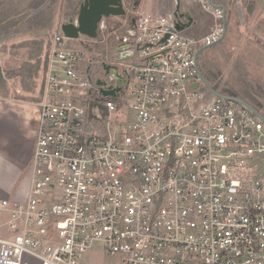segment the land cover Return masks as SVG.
<instances>
[{
  "label": "built area",
  "instance_id": "1",
  "mask_svg": "<svg viewBox=\"0 0 264 264\" xmlns=\"http://www.w3.org/2000/svg\"><path fill=\"white\" fill-rule=\"evenodd\" d=\"M196 1L201 37L175 30V10L139 16L133 35L127 21L101 26L117 43L104 77L52 34L30 189L0 199V264H264V122L199 86L196 53L219 41L226 12ZM124 46L133 55L119 60Z\"/></svg>",
  "mask_w": 264,
  "mask_h": 264
},
{
  "label": "rangeland",
  "instance_id": "2",
  "mask_svg": "<svg viewBox=\"0 0 264 264\" xmlns=\"http://www.w3.org/2000/svg\"><path fill=\"white\" fill-rule=\"evenodd\" d=\"M8 1L0 0V42L7 44V47L22 40L41 37L46 33H50L52 36L53 33L59 32L55 25L59 20L58 18L55 21L53 20V25L46 29H41L38 22L42 18L48 21L50 17L61 13L58 11V9L62 10L59 5L61 0H54L51 9L46 14L44 13L42 18H38V13L33 14L32 11L41 7L44 0H21V3L15 8H9ZM232 1L221 0L222 5H218L229 9V4ZM233 2L236 3V13L230 15V24L224 36L225 42L221 48L222 50L216 46L202 50L197 57L198 67L205 76V80L215 91L224 97L243 100L264 117V0H259L256 3L255 12L248 19L245 18L244 24L240 23L237 14V0ZM76 3L78 4V1L74 2V5H77ZM179 3L185 11L192 8L199 9L200 13L208 19L196 0H179ZM175 5V0H154L153 3H146L144 0L140 11L134 16L137 19L141 15L167 14L172 8H175ZM12 11L13 13H11ZM107 21L109 25L113 23V26L118 18L110 16ZM123 22L126 21L123 20ZM196 31V37H201L207 33L208 27L202 28L200 26ZM16 32L22 33L15 36ZM116 35L121 36L122 30L119 29ZM99 37L103 61L105 60L109 64L113 63V51L117 47L115 37L113 35H111V38L108 37V31H100ZM86 42L87 37L79 35V38L72 41L71 45L82 48V44L87 45ZM0 58L3 61L1 53ZM104 75L102 74L99 77H104ZM13 83V80H9L10 86ZM199 86L204 90L206 89L202 83ZM99 252L105 257L103 250H99ZM103 260L110 263L118 261V259L107 258H103ZM35 262L37 261L32 258L27 260L28 264H34Z\"/></svg>",
  "mask_w": 264,
  "mask_h": 264
},
{
  "label": "crops",
  "instance_id": "3",
  "mask_svg": "<svg viewBox=\"0 0 264 264\" xmlns=\"http://www.w3.org/2000/svg\"><path fill=\"white\" fill-rule=\"evenodd\" d=\"M19 3L21 0H9L8 7L15 8ZM173 10L175 8L171 11ZM190 11L196 22L194 20L195 24L193 23L186 33L196 37L197 28L208 27V19L199 9L192 8ZM203 13L206 15L205 12ZM21 33L16 32L15 36ZM35 123L36 114L31 104L0 98V199L20 201L28 195ZM34 264L39 263L37 261Z\"/></svg>",
  "mask_w": 264,
  "mask_h": 264
},
{
  "label": "trees",
  "instance_id": "4",
  "mask_svg": "<svg viewBox=\"0 0 264 264\" xmlns=\"http://www.w3.org/2000/svg\"><path fill=\"white\" fill-rule=\"evenodd\" d=\"M258 1L259 0H239L246 19L253 15ZM211 2L214 5H222L221 0H211ZM225 12L224 24L226 34L230 24V15L236 13V3L233 2L229 6V9L225 7ZM50 38L51 34L46 33L41 37H34L22 40L18 43H13L9 47H7L5 43L0 44V53L3 58L2 67L0 68L1 99L29 104L41 100L42 80L47 65V52ZM224 42L225 37L212 46H216L218 49L222 50L221 48ZM199 72L205 79L200 68ZM9 80L14 81L13 85H11L12 87L9 85ZM212 89L214 88L212 87Z\"/></svg>",
  "mask_w": 264,
  "mask_h": 264
},
{
  "label": "water",
  "instance_id": "5",
  "mask_svg": "<svg viewBox=\"0 0 264 264\" xmlns=\"http://www.w3.org/2000/svg\"><path fill=\"white\" fill-rule=\"evenodd\" d=\"M50 0H47L41 7L38 9H35L32 11L33 14L38 13L42 9H44ZM176 3V13L175 15L179 18H184L186 20V23L181 24L177 23L175 26L176 31H184L188 30L192 24L194 23V19L191 15H182L178 13V3L179 0H175ZM209 3L211 4V1L209 0ZM78 7L75 11V14L73 17H71L68 21L63 22L60 26V31L63 33V35L71 40H77L79 38V35L86 36L88 39L91 41H96L98 39V34H97V28L99 21L101 18L105 17L108 18L110 16L114 17H119L124 14V10L122 8V2L121 0H78ZM68 8V4L64 6V9ZM237 14L240 20L241 24H244L245 22V16H244V11L242 8V5L240 4L239 0H237ZM123 17V16H122ZM131 27L127 28V31L129 34L133 35L134 31V19H128L127 21ZM225 34V24H224V30L222 33V36L220 37L219 41H221L224 38ZM82 44V43H81ZM96 45V44H94ZM82 47L84 49H87L88 51L91 50V47H88L86 44H82ZM207 47H202L200 48L196 56L198 55L199 52L204 50ZM127 47H121L120 49H117L116 52H119L120 50H126ZM133 55V51H123L122 53H119L117 56L119 60H124L131 58ZM101 70L104 72V74H108L110 70V66L106 65L105 63L100 64ZM115 75H117L115 73ZM200 80L204 84V86L215 96L225 99V100H230L233 101L237 104L243 105L247 109H249L255 116H257L260 120L264 122V117L256 111L251 105L248 103L244 102L241 99L238 98H228L222 96L220 93L212 89V87L208 84V82L200 75ZM126 84V81H123L119 84L120 88H122ZM95 85L100 87L104 85L101 79H96L95 80ZM195 87L197 86L196 84L194 85ZM100 93L104 96L110 95L113 99H116V94L112 91L104 90L102 88L99 89ZM121 94H123L121 92Z\"/></svg>",
  "mask_w": 264,
  "mask_h": 264
},
{
  "label": "flooded vegetation",
  "instance_id": "6",
  "mask_svg": "<svg viewBox=\"0 0 264 264\" xmlns=\"http://www.w3.org/2000/svg\"><path fill=\"white\" fill-rule=\"evenodd\" d=\"M46 1L47 0H44L42 5ZM77 1L78 0H61V3H59V5H60V7L62 8L63 11L61 9L60 10L58 9V11H60L61 13H58L54 17L53 16L50 17L49 20L47 21V20H45V18L43 19L42 16H43L44 13L46 14V12L49 9H51L54 0H50L48 5L44 9H42L41 11L38 12V15H39L38 18H42L40 20V22H38V23H40L39 27L41 29L49 28V27H51L53 25V20L55 21L56 18H58L59 20H57L55 25L60 30L61 24L63 22L68 21L71 17L74 16L75 11H76L77 7L79 6L77 3H76L77 5H74V2H77ZM143 1L144 0H121L122 8L124 10V14L119 16V17H117L118 21L114 22L115 24L113 26H119L120 24H122L123 20L124 21H128V19H134L135 20L136 17L134 15H136V13H138L140 11V7H141V4H142ZM145 1H146V3H148V2L153 3L154 2V0H145ZM66 4H68V8L66 10H64V6ZM175 11H176V5H175ZM177 11H178L179 14H182L184 16L187 15V14L192 16V12L190 10H187V11L183 10V8L181 7L180 3H178V10ZM195 22H196V20H195ZM195 22H194V24H195ZM112 24L111 25L108 24L107 18H105V17L101 18V20L99 21V24H98V28H97V34H98L99 40L97 39L95 41V42H97L96 45L93 44L94 41H91L90 39L87 38V42L86 43H87L88 47H91V50L88 51L86 49V56H90L92 58V60H93L91 66L89 68V73L93 77H99L100 75L104 74V72L101 70V67H100V64L105 62V60L103 61L101 48H100V37H99V34H100V31H102L101 30V26H104L107 29H111L113 27ZM35 26H37V25H35ZM17 28H18V26H17Z\"/></svg>",
  "mask_w": 264,
  "mask_h": 264
}]
</instances>
